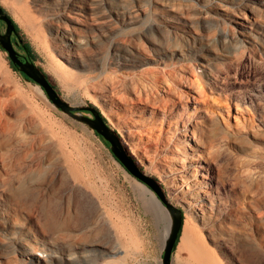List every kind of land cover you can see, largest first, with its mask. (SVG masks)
<instances>
[{"label": "rangeland", "instance_id": "rangeland-1", "mask_svg": "<svg viewBox=\"0 0 264 264\" xmlns=\"http://www.w3.org/2000/svg\"><path fill=\"white\" fill-rule=\"evenodd\" d=\"M0 5L61 97L96 107L183 210L172 264H264V0ZM7 56L0 50V264H29L42 248L33 230L50 253L34 264H161L170 214L157 223L151 196L95 131L56 108ZM184 128L202 141L189 203L177 199L176 167L163 158L183 143ZM197 187L206 210L191 207ZM80 240L120 252L83 256L72 246Z\"/></svg>", "mask_w": 264, "mask_h": 264}, {"label": "water", "instance_id": "water-1", "mask_svg": "<svg viewBox=\"0 0 264 264\" xmlns=\"http://www.w3.org/2000/svg\"><path fill=\"white\" fill-rule=\"evenodd\" d=\"M0 20L6 24L5 33H0V47L8 53L12 64L26 74V77L32 81L33 84L41 88V92L50 100V102L58 109L70 114V117L85 123L90 129L101 135L109 142L111 151L120 165L128 174L135 179L146 184L149 189L155 192L157 198L166 207L170 214L171 227L169 237L165 241V246L162 254L161 264H172V256L177 239L183 226V210L173 205L167 200L166 193L160 183L152 176L147 175L141 167L137 164L135 159L128 153V149L121 139V135L104 120V115L95 107L90 105L72 106L68 101L61 97V94L51 83L48 73L36 62L31 61L27 57H21V54L16 50L12 35L17 33L9 13L0 5ZM84 111H90L89 114H83ZM116 161V162H117Z\"/></svg>", "mask_w": 264, "mask_h": 264}, {"label": "bare ground", "instance_id": "bare-ground-1", "mask_svg": "<svg viewBox=\"0 0 264 264\" xmlns=\"http://www.w3.org/2000/svg\"><path fill=\"white\" fill-rule=\"evenodd\" d=\"M71 40H72V43L75 42L72 38H71ZM77 41L82 43L81 40H77ZM196 79H197V77H194L193 80H196ZM36 86L41 90V88L38 85H36ZM119 100L121 102L124 101L123 98H120ZM182 134L185 137L183 139V143H180V144L174 143L173 145L171 144L172 148L167 147L168 152H170L171 155L165 154V157H163V158H164V161H166L167 163L170 162L171 164H173V166L176 167L175 169L177 171V174L175 175V178H173L172 186H174L173 189H175V192L178 196L177 199L179 201H185V202L189 203L190 199L193 198V192H192V189L190 186L191 178H193L195 175H197V172L199 171V169L203 168L202 162H200V160H197V157H195V152L197 150H200V148L202 147V141H201L200 136L195 131H193L192 129L184 128L182 130ZM189 151H191L190 152L191 154L188 153ZM176 152L179 154L175 155ZM200 159H202L201 161H204L206 158L204 157V158H200ZM0 169L1 170L6 169L5 163L1 159H0ZM128 175H130V174H128ZM134 180L145 189L147 194H149L151 196L150 198L153 201L152 203H154L157 207V209H153V207H152V209L148 208L149 213H151L154 216V219L156 220L157 223L162 221L163 218L165 217V216H163L164 214L162 215V213H165L166 215L168 214V212L166 211V207L157 198V195L155 194V192L152 191L151 189H149L146 184H144L140 181H137L136 179H134ZM196 193L197 194H195V197L197 199L196 198L195 199L198 201H196L195 203L193 202L194 204H191V207L194 209H200L201 211H202V209L206 210V208H203L205 203L202 202L203 201L202 199L205 196H207L206 190H204L203 187H197ZM100 206H101V208H103L102 203H100ZM101 211L105 214V210H101ZM109 216H111V215H109ZM26 217H28V216H26ZM28 219L32 222V216H29ZM34 231H35V234L33 235ZM31 235L33 237L34 243L36 244V247L41 246L42 248L40 250H37V251H34L33 253H31V255L33 257L28 258V259L25 258V260H27L26 262L29 264H34L37 261L42 262V260H45L46 262H48L50 259V253L47 250H49V249H47V247L43 244V243H45V241L47 239L41 238V235L38 236V232L36 233V230H33ZM51 239L58 240V238L56 236L51 237ZM72 246L74 247V249H80L82 252L81 255H83V256L87 255V254L90 255V254H98L99 253L100 256H102V257L106 256V258H107L108 256H110L113 253L116 254V253L120 252V250H117V247H115V246H113V245H111L108 242L103 241V240L74 241ZM70 254H72V253H70Z\"/></svg>", "mask_w": 264, "mask_h": 264}, {"label": "trees", "instance_id": "trees-1", "mask_svg": "<svg viewBox=\"0 0 264 264\" xmlns=\"http://www.w3.org/2000/svg\"><path fill=\"white\" fill-rule=\"evenodd\" d=\"M4 9H5V8H4ZM5 10H6V9H5ZM6 11H7V10H6ZM7 12H8V11H7ZM8 13H9V12H8ZM9 17L12 19L13 24H14V26H15V28H16L17 33L20 34L21 29H20L19 25L13 20V17L11 16L10 13H9ZM19 40H20V42H21V44H22V46H23V48H24V51H25L26 57L29 58L31 61L36 62V61L38 60V54L36 53V51H35L34 48L32 47V44H31L30 42H28V41L22 39V38H19ZM0 50H1L2 52H6V51H5L4 49H2L1 47H0ZM7 59H8V61H9V65H10L11 69H12L14 72H16L17 74H19V76L22 77L24 80H27V81H29V82L32 83V81L29 80V79L26 77V74H24L23 72H21L19 68H17L16 66H14V65L12 64V61L9 59L8 56H7ZM47 75H48V77H49V74H47ZM92 107H94V106H92ZM95 108H96V107H95ZM96 109H97V108H96ZM103 118H104V120H105L106 122H108V120H107L105 117H103ZM95 134L97 135V137H98L99 139H101V140L104 142V144H105L106 148L108 149L109 153L112 155L111 157H112L115 161H117L116 158L114 157L113 152L111 151V148H110V144H109V142L106 141V140H105L101 135H99L97 132H95ZM126 148L128 149L127 146H126ZM128 153H129L132 157H134V156L132 155V153L129 151V149H128ZM117 162H118V161H117ZM121 166L124 168L123 165H121ZM183 219H184V218H183ZM182 229H183V227H182ZM182 229H181V231H180V235H179V237H178V239H177V242H176V245H175V248H174V252H175V250H176V248H177V245H178L179 239H180V237H181V235H182Z\"/></svg>", "mask_w": 264, "mask_h": 264}, {"label": "flooded vegetation", "instance_id": "flooded-vegetation-1", "mask_svg": "<svg viewBox=\"0 0 264 264\" xmlns=\"http://www.w3.org/2000/svg\"><path fill=\"white\" fill-rule=\"evenodd\" d=\"M0 22H2L3 24H5V22L4 21H1L0 20ZM6 25V24H5ZM18 33H15L14 35H12V39H13V42L15 43V48H16V50L21 54V57H26V54H25V51H24V48H23V46H22V44H21V42H20V40H19V38H18ZM21 50V51H20ZM85 113H87V114H89L90 113V111H84Z\"/></svg>", "mask_w": 264, "mask_h": 264}]
</instances>
